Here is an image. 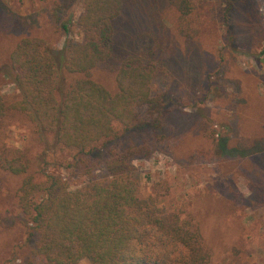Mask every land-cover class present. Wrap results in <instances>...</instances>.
<instances>
[{"label": "rangeland", "instance_id": "rangeland-1", "mask_svg": "<svg viewBox=\"0 0 264 264\" xmlns=\"http://www.w3.org/2000/svg\"><path fill=\"white\" fill-rule=\"evenodd\" d=\"M227 1L196 0L188 27L198 32L184 36L164 1L136 0L115 20L111 57L90 76L114 92L115 73L129 56L164 68L151 95H162L166 117L156 121L142 110L145 124L125 133L116 125L118 137L109 147L136 149L132 175L141 195L159 193V210L194 221L211 253L209 264H264V179L258 180L264 174V0H230L231 11ZM81 12L82 0H0V94L6 102L19 98L4 75L16 41L36 36L60 51L67 38L82 40ZM3 148L23 151L36 181L53 175L73 191L90 179H110L104 166L109 148L80 161L16 112L0 131ZM254 149L263 152L255 156ZM249 174L257 178L254 193ZM20 181L0 171V264H46L25 259L26 220L15 192Z\"/></svg>", "mask_w": 264, "mask_h": 264}, {"label": "trees", "instance_id": "trees-1", "mask_svg": "<svg viewBox=\"0 0 264 264\" xmlns=\"http://www.w3.org/2000/svg\"><path fill=\"white\" fill-rule=\"evenodd\" d=\"M162 1L177 13L180 34L198 32L188 27L196 0ZM133 2L82 0L76 21L81 41L67 38L59 51L43 38L25 36L9 54L4 75L16 86L19 98L8 103L0 94V131L8 114L16 112L42 137H50L52 145L73 151L80 161L96 156L101 146L109 148L104 166L110 179H90L73 191L53 175L36 181L23 151L1 149L0 171L21 179L15 192L26 220L25 259L40 257L46 264L210 263L211 253L190 217L159 210V193L141 195L132 175L136 149L109 147L118 137L116 125L125 133L145 124L142 110L157 116L156 121L166 117L162 95H151L153 80L164 71L159 64L137 55L125 58L115 73L114 92L90 76L111 57L115 20ZM227 3L231 11L233 2ZM220 148L224 149L223 142ZM254 150L255 156L263 152ZM248 178L254 193L257 178L251 174ZM259 179L264 174L259 173Z\"/></svg>", "mask_w": 264, "mask_h": 264}]
</instances>
